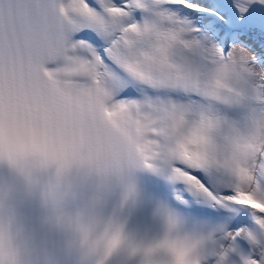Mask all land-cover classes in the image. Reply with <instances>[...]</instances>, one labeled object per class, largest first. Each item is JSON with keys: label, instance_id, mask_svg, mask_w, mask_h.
<instances>
[{"label": "bare ground", "instance_id": "bare-ground-1", "mask_svg": "<svg viewBox=\"0 0 264 264\" xmlns=\"http://www.w3.org/2000/svg\"><path fill=\"white\" fill-rule=\"evenodd\" d=\"M120 1L122 0H108V2L106 0H89V6L103 7L104 11H106L109 15L108 16L109 28H116V26H118V20L121 15L126 16V19L124 21L127 22L133 17H135V15H139L141 14V12L142 13L146 12L152 6V3H150L148 7L142 10H139L138 12H134L131 9L126 8L123 4L120 3ZM189 1L193 4H196L193 2V0H189ZM201 1H204V0H201ZM221 1H225L226 3L225 8L221 10L222 14L226 13L227 15H230L232 14L231 12H234V11L237 13H250V14H254L255 17H259L264 21V1L263 0H221ZM105 3H107L108 6H105ZM67 5L69 7H75V6H80V5L85 6V0H67ZM185 6L186 8L189 7L188 5H185ZM193 8H195V5H193ZM199 11H204V8L202 6H199L197 7V9H194L193 17H195L198 20V24L200 25L205 22V19L199 15ZM178 31L175 32V34L171 37V39L167 43H162L160 45H163L166 48L168 47L170 49L175 48V45H176L175 43L179 40V39H176L177 33L178 34L187 33V30L185 29L178 30ZM144 32L145 31L143 30L142 33ZM106 37L107 38L110 37V34L107 33ZM214 37H215V40L218 41L217 42L218 43V48H217L218 54L224 51L228 57L230 54L229 53L230 50L233 47H236V52L238 56H235V57H238L239 59L244 60V61L248 60L250 56L252 59L257 57V62L264 70V38H263L264 32H261L260 29H256V28L254 29L250 27L249 29L244 30L242 32L232 31V33H230L227 36H222L221 34H219V32H216ZM205 44H206V41L204 40L201 43V45L195 44L194 46H191L190 49L194 52V54H197L201 49L205 47L204 46ZM96 45H97L96 50H98L100 48V45L99 44H96ZM195 46L198 48V50L195 49ZM236 52H235V55H237ZM92 54H93L92 45L83 39L75 40V42H73L71 46L65 43L60 48V50L57 52V54L54 56L53 58L54 64L52 67L48 69V74L54 80H63V79L72 77V75L74 74L73 71L76 69V67L80 65L82 62L88 59H91ZM160 66L158 67L155 74L149 80H147L142 85L137 86L138 93H137L136 98L134 99L135 109L139 110L143 108V110L145 109L147 113V117H144L143 120H141V118L137 120L138 125L142 128V133L138 137L137 143H139L142 146L143 150L145 151L146 161L150 163V165L152 166L157 165L163 161H166L169 159L168 153H167L169 152V148L171 146H178L180 150L178 161H181L182 163H189L194 168L201 167L202 169L205 170L206 173L221 172L223 175L227 176L226 182L221 181L225 189L224 191L225 196H232V193L235 191L236 188L237 190L245 189L246 187L245 178L247 177L245 176H244L245 178L239 177V174H238L239 172L237 173L235 171L236 169L235 170H231L230 168L227 169L225 168V166L220 164L221 161L220 162L216 161V158L217 156H219V154L221 156L224 154L221 151L220 147L218 148V146L216 147L215 145H213L216 139L209 137V139L205 140L203 139V134L201 136H198L199 134L198 132H196L195 130L191 131L192 129H191L189 120L187 121L184 120L183 122L186 125L185 134L187 135L185 134L184 136L181 135L178 132V127L176 129V122L178 119L177 113L172 108H169L164 113V118L162 121L159 122L157 120L156 121L151 120L150 115L152 116L156 108L159 106L156 102V99L158 97H163L164 99H166L164 97L165 95H168L166 97L169 98V96H171L169 94L176 93L177 95H181V94L186 93L184 92V90L181 91L182 88L175 85V82L172 77L166 76V75H159L160 73L157 74L159 72V68H161ZM243 66L246 67V65H243ZM245 67L243 68L246 69ZM249 67H250V70L248 69ZM249 67L247 68L248 72H245L246 75L250 71L255 70L254 66L249 65ZM256 87L257 86H251L249 88L248 95H243L242 93L238 91L229 89L230 90L229 92L232 93V96L230 97L231 100H228L227 103L232 104L233 103L232 101H235V100L239 101L240 99L243 100L244 98H249L250 97L249 93L252 92L253 90L258 89ZM205 99L210 100L212 99V97L211 95H207V98L205 97ZM113 107L119 108L120 101L114 102ZM196 112L200 113L201 111L197 109ZM169 114H170V117H169ZM165 118H168V119H165ZM215 131L217 132V129H215ZM214 138H216V136ZM239 140L233 141V144L235 147L238 146V145L236 146V144L237 142H239ZM207 144L208 146L210 145L209 148L206 146ZM210 149H214L215 151L213 152ZM234 149L237 151L236 154H239V153L243 154L242 150L245 148L237 147ZM248 153H251V151L249 150ZM231 156L233 157L232 154ZM244 157L246 158L245 155ZM234 159H235V156H234ZM228 160H229L228 162H232L233 164V161H234L233 158H228ZM225 164L228 165V163L226 162ZM230 167L232 168V166ZM237 170L239 171V168H237ZM242 171L244 170L242 169ZM187 174L188 176H190L194 185L198 187L197 189H199L200 192L196 193L195 189L192 187L193 185L187 182L186 185L179 184L175 187L174 191L177 194V196L183 200H189L192 198L193 199L196 198L199 201L207 204V206L211 207L212 206L211 201L207 200L206 196H203V193L207 192L208 186L211 185V181L208 180L207 178H201V176H199V173L195 169H191L190 172H187ZM187 187L190 188L189 192L188 193L183 192L184 189ZM203 190H205V192H203ZM249 215L250 217H248L247 219H244L241 223L233 225L232 228H230L227 232H220V234H217L214 237L205 238V239H202L201 241H193V243H190V244L184 241L183 242L184 245L183 244L181 245L182 248L184 249V254L182 256L183 258L180 259L175 264H209L211 261L214 260L218 252L217 245L225 241L224 235L226 237L229 235V233H232V232L236 233L237 238L241 243V253H240L241 255L239 258L240 264H264V230L261 229L262 234L258 230L259 226H262V228H264V214L255 213L252 210H250ZM171 217L172 216H169L168 218H171ZM172 220L174 221L175 224L179 222L178 217H175V216L172 217ZM180 222L179 223L182 228H180L179 231L185 232V234H188L187 230L190 233L192 232L194 233L195 229L197 230L194 222L190 221L189 223L185 219H181V217H180ZM171 224L174 225L173 222ZM254 224H257V226L258 225L259 226L256 228Z\"/></svg>", "mask_w": 264, "mask_h": 264}, {"label": "rangeland", "instance_id": "rangeland-1", "mask_svg": "<svg viewBox=\"0 0 264 264\" xmlns=\"http://www.w3.org/2000/svg\"><path fill=\"white\" fill-rule=\"evenodd\" d=\"M106 1L108 2V0ZM166 1L169 2L167 3ZM185 5H188L190 8H186ZM193 5L194 4L189 0H153L151 8L146 12L141 13L143 21H145L146 24H151L152 27L146 30L141 43H139L133 51L145 47L148 44L152 45V43L159 40L167 43L176 31L182 29L187 30L186 34L177 33L176 39L179 40L175 43V48L169 49L160 68L161 70H159V75L172 77L175 85L182 88L181 91L184 90L186 93L181 95H177L176 93L169 94L171 95L169 98L166 97L168 95H165L164 97L166 99L158 97L156 102L159 106L154 111V114L152 116L150 115V118L151 120H157L160 122L164 118V113L169 108H172L177 113L178 119L176 122V129L178 127V132L181 135L184 136L186 131V125L183 123L184 120H189L192 129L191 131L195 130L198 132V136L203 134V139L205 140L209 139V137L216 139L213 145L216 147L218 146V148L220 147L221 151L224 153V156L219 154L216 161H221L220 164L227 169H236L235 171L237 173L239 172V177L245 178L249 174L252 161L256 154V149L258 145H260L259 142L264 133V104L256 103L257 95L263 93L261 90L260 76L262 73L264 74V70L257 62V57L252 59L250 56V60L248 59L246 61L235 57L238 56L236 47H233L230 50V58L228 56L223 59L224 61L221 60L217 63H211L210 58L218 54V41L215 40V37H212V35L206 38L205 47L199 51L200 53L198 52L199 55L198 53L194 54V52L191 51V53H186V51H184L185 47L189 46V48H191V46L195 45L193 43V30L194 27L196 28V26L199 25L198 20L193 17ZM105 6H108V4L105 3ZM231 13L233 15L240 14L235 11ZM125 19L126 16L121 15L118 24L122 25V22L125 23ZM151 45L147 47H150ZM195 49L198 50L196 46ZM235 52L237 55H235ZM246 62L249 63L247 64ZM243 65H246V67ZM249 65L254 66L255 70L250 71L246 75L245 72H248L247 68ZM248 69L250 70V67ZM251 86H257L256 88L258 89L250 92L249 98L243 97V100L232 101V104L227 103L228 100H231L230 97L232 96V93L229 92L230 90H235L243 95H248ZM207 95H211L212 99L206 100L205 97L207 98ZM197 109L201 112H196ZM137 117L138 120L139 118L143 120L144 117H147L146 110H143V108L139 109ZM217 121L222 122L221 127L216 126L215 122ZM215 129H217V132ZM215 136L216 138H214ZM234 140H239L236 144V146L238 145V148H245L242 152L243 154L245 153L244 155L247 159L239 152V154H236L237 151L234 148L237 147L233 144ZM206 146L209 148L210 145L208 146L207 144ZM210 150L213 152L215 151L214 149ZM249 150L251 153H248ZM228 158H233V164L232 162H228ZM225 162L228 163V165L225 164ZM230 166H232V168ZM237 168H239V171ZM241 168L244 171H242ZM261 229L264 230L262 226H259L258 230L262 234Z\"/></svg>", "mask_w": 264, "mask_h": 264}]
</instances>
